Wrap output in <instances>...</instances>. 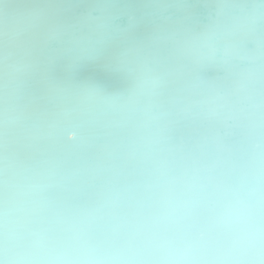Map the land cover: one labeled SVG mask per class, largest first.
<instances>
[{
    "label": "bare ground",
    "instance_id": "bare-ground-1",
    "mask_svg": "<svg viewBox=\"0 0 264 264\" xmlns=\"http://www.w3.org/2000/svg\"><path fill=\"white\" fill-rule=\"evenodd\" d=\"M259 1L93 0L0 51V147L8 127L88 148L21 183L0 168V264H226L242 246L264 264Z\"/></svg>",
    "mask_w": 264,
    "mask_h": 264
},
{
    "label": "water",
    "instance_id": "water-1",
    "mask_svg": "<svg viewBox=\"0 0 264 264\" xmlns=\"http://www.w3.org/2000/svg\"><path fill=\"white\" fill-rule=\"evenodd\" d=\"M93 0H43V5L38 3L24 4L22 7L17 5L14 8H5L0 11V51L5 54H13L17 51L13 47L17 46L20 54H24L37 41L53 31L61 28L69 21L77 17L81 11L89 5ZM140 0H118L122 4L131 5ZM258 4H264V0ZM215 4L204 5L202 11L197 15L200 22L205 21L215 12ZM8 12V16H6ZM6 20V24H4ZM22 24V26H20ZM4 28V30H2ZM124 40L115 44L112 48L119 49ZM136 43L131 44V48ZM129 47L123 49L124 52ZM115 52L113 54H116ZM156 93L154 96L147 98L145 102L151 101L153 98L160 96ZM99 103L98 105H103ZM76 115V114H73ZM68 116L64 114L62 117ZM5 134L10 140L7 144L0 147V168H4L11 176L21 182L49 171L61 164L63 161H70L76 157L86 153L88 148L79 147L74 141H68V134L73 130L65 131L61 143L55 147H49L41 143L28 145L17 132H13L10 128H5ZM78 150H80L78 152ZM60 159V160H59ZM226 252V254H224ZM253 250H247V256L253 261ZM225 259L226 264H244V246L239 247L234 252L224 249L220 254Z\"/></svg>",
    "mask_w": 264,
    "mask_h": 264
}]
</instances>
